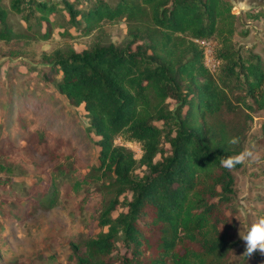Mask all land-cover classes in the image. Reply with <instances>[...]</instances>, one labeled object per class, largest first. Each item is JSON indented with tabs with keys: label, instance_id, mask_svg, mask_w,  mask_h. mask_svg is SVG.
<instances>
[{
	"label": "trees",
	"instance_id": "16d2710c",
	"mask_svg": "<svg viewBox=\"0 0 264 264\" xmlns=\"http://www.w3.org/2000/svg\"><path fill=\"white\" fill-rule=\"evenodd\" d=\"M3 1L0 41L6 44L46 41L54 27L85 37L106 23L128 25L122 44L55 50L44 57L47 72L33 77L41 86L51 82L71 106L83 109L86 134L98 148V166H83L86 174L68 165L48 173L49 206L58 196V176L65 174L76 194L98 184L110 196L96 215L100 232L71 244V264H220L239 245L230 227L233 172L240 164L228 168L222 161L240 153L244 134L236 129L232 135L217 120L264 110V58L233 42L241 20H264V8L239 17L231 0H8L6 7ZM10 14L20 16L25 31L9 25ZM193 40L214 42L213 73ZM11 79L0 81L7 135L65 154L75 142L51 135L64 122L54 110L38 122L34 90L14 92ZM233 137L237 144L228 143ZM128 144L138 146V159ZM9 182L0 176V189ZM97 196L89 193L82 204ZM117 207L124 211L114 216Z\"/></svg>",
	"mask_w": 264,
	"mask_h": 264
},
{
	"label": "rangeland",
	"instance_id": "374dc122",
	"mask_svg": "<svg viewBox=\"0 0 264 264\" xmlns=\"http://www.w3.org/2000/svg\"><path fill=\"white\" fill-rule=\"evenodd\" d=\"M242 1L237 0V7L243 6ZM263 1L253 0V4L262 5ZM7 4L8 0H4L3 6ZM234 12L237 10L234 9ZM243 13H239V17ZM8 23L16 31L26 29L18 15L10 14ZM127 26L123 20L106 23L100 30L85 37L79 36L73 28H68V35H65L63 29L54 27L46 41L33 40L27 44L0 41V81L7 83L10 75L14 92H18L17 89L23 92L34 90L32 104L38 105V122L54 110V115L57 114L64 123H58L51 129L52 138L63 135L75 142L66 148L65 154L53 155V151L46 146L36 149L28 145L25 139L7 135L4 112L8 102L5 99L0 103V141L8 136L7 143H0V167L9 170L0 172V176L10 181L6 189H0V204L3 205L0 206V264H71V244L93 238L100 232L96 215L110 196L98 184L84 187L76 194L70 191L72 178L68 174L59 175L55 183L58 196L54 205L49 206L53 195L48 173L59 169V166L68 165L71 169H81L84 175L87 170L83 166H98V148L94 137L86 134L88 119L83 109L71 106L65 97L56 92L51 82L41 86L33 77L40 71L47 72L44 57L55 50L73 49L80 53L95 43L122 44L127 35ZM233 42L264 58V20H241ZM205 63L207 60L203 56L204 66ZM44 106L48 107L46 111L42 110ZM175 106L172 104L171 108ZM217 121L224 123L232 135L236 129L242 130L244 135L239 143L240 152L251 148L260 155V159L245 161L233 172L237 194L230 229L239 245L227 253L220 264H264V254L259 251L247 256L246 244L241 239L252 223L264 217V110L224 114ZM125 147L134 153L136 159L140 157L137 145L128 144ZM142 172L141 169L137 170L138 174ZM95 192L97 197L82 204L89 193ZM122 211V207H117L114 216ZM12 218L15 221L11 223Z\"/></svg>",
	"mask_w": 264,
	"mask_h": 264
},
{
	"label": "clouds",
	"instance_id": "9594fccd",
	"mask_svg": "<svg viewBox=\"0 0 264 264\" xmlns=\"http://www.w3.org/2000/svg\"><path fill=\"white\" fill-rule=\"evenodd\" d=\"M239 142L238 137L231 138L228 143L237 144ZM260 159L259 153L255 152L253 149H248L238 153L236 156L231 158H225L222 161L225 167L232 168L236 164H242L245 161H256ZM241 236V235H240ZM241 239L246 244L247 256H251L255 251H259L264 254V217H260L254 223H252Z\"/></svg>",
	"mask_w": 264,
	"mask_h": 264
},
{
	"label": "built area",
	"instance_id": "2783aa9c",
	"mask_svg": "<svg viewBox=\"0 0 264 264\" xmlns=\"http://www.w3.org/2000/svg\"><path fill=\"white\" fill-rule=\"evenodd\" d=\"M194 43L198 44L203 49V56L206 58L207 63H205V67L213 73L218 67V62L214 58V47L215 44L210 40H193ZM208 58V59H207ZM210 63V64H208Z\"/></svg>",
	"mask_w": 264,
	"mask_h": 264
},
{
	"label": "crops",
	"instance_id": "0c3cea01",
	"mask_svg": "<svg viewBox=\"0 0 264 264\" xmlns=\"http://www.w3.org/2000/svg\"><path fill=\"white\" fill-rule=\"evenodd\" d=\"M231 2L233 4V6H234V9L237 10V12H235V13L238 14V15L241 12L246 13L250 9L264 8V1H263V3H261L262 5H259L258 3L253 4V0H244V1H242L243 2V6L242 7H237V4H236L237 0H231ZM258 5H259V7H257ZM251 6H255V8L251 7ZM249 7H251V8H249Z\"/></svg>",
	"mask_w": 264,
	"mask_h": 264
}]
</instances>
